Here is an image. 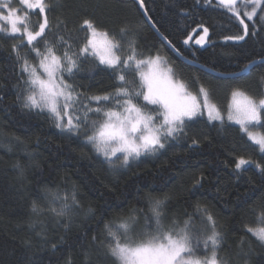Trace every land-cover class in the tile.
Here are the masks:
<instances>
[{
    "label": "snow or ice",
    "instance_id": "1",
    "mask_svg": "<svg viewBox=\"0 0 264 264\" xmlns=\"http://www.w3.org/2000/svg\"><path fill=\"white\" fill-rule=\"evenodd\" d=\"M135 3L145 19L126 20L118 30H109L101 29L92 18L69 27L67 21L54 15L60 7L58 0H0V38L18 41L11 45L7 62L9 75L17 81L13 87L21 110L46 116L60 134L90 147L96 158L114 171L130 168L143 157L163 155L182 140L190 139V148L198 146L208 137H198L193 128L205 117L213 128L217 127L214 122L221 129L238 125L242 138L264 154V131L251 130L264 129V74L259 77L256 94L239 86L231 90L225 116L210 84L198 76L185 79L182 70L161 55L159 48L145 46L142 35L145 27H150L184 56L177 44L161 32L160 21L154 19L146 0ZM165 3L167 6L170 0ZM188 8L216 13L226 18V27L240 30L224 35V41L248 38L261 46L260 59H250L231 78L251 76L254 66L264 65V0H193ZM193 23L202 31L196 45L211 43L210 28L214 31L215 25L203 17L193 19ZM191 38L184 39L183 44ZM97 70L106 72L110 83L93 92L91 85L81 81L85 76L94 79ZM3 104L4 96L0 95ZM16 127L23 125L17 121ZM14 139L23 142L18 136ZM231 163V174L237 178L249 170V165L264 177V164L250 157L232 155ZM31 166L37 169L31 178L35 181L31 211L68 230L83 209L77 186H69L67 177L57 182L52 173L45 176L38 163ZM15 167L22 184L29 180L24 165L18 162ZM173 180V176L161 178V186H153L148 192L137 188L138 206L125 210L123 204L116 205L120 211L107 222L105 217L113 213L112 206L106 207L99 219L88 208L96 220V229L89 227V231L103 225L102 234L92 236L95 264H106L108 260L113 264H233L232 256L226 254L224 225L210 204L198 198L194 203L188 201L180 215L171 211V203L179 197L164 189ZM205 184L215 188L217 203L227 207L230 201L220 195L222 191L227 194V187L221 188L219 181L213 183L204 172L194 178L191 195L197 196ZM251 212L259 226L244 224V233L264 246V202ZM245 243L241 238L239 254L244 264H249ZM56 247L52 245L54 251ZM65 264H72L71 259ZM84 264H93L90 256Z\"/></svg>",
    "mask_w": 264,
    "mask_h": 264
},
{
    "label": "trees",
    "instance_id": "2",
    "mask_svg": "<svg viewBox=\"0 0 264 264\" xmlns=\"http://www.w3.org/2000/svg\"><path fill=\"white\" fill-rule=\"evenodd\" d=\"M58 3L60 7L54 15L67 21L69 27L78 25L84 18H92L101 29L118 30L123 21L142 22L145 19L135 0H58ZM146 3L153 9L154 19L160 21L161 32L167 34L184 52V57L191 61L222 75H232L240 72L250 59H260L262 48L252 39L224 42V35L236 34L240 30L226 27V18L216 13L189 9L193 0H170L167 6L165 0H146ZM182 8L185 11H181ZM201 17L215 25L214 31L210 28L212 42L204 48L183 44V40L197 27L193 19L198 21ZM48 38L52 39L51 36ZM17 42L11 38H0V95L4 96V104L0 105V264H65L68 259L72 264H84L88 256L95 264L92 236L102 234L103 225L99 230L89 231V227L96 229V220L91 218L88 208L91 207L99 219L101 212L112 206L114 211L105 217L107 222L120 211L116 205L123 204L125 210L138 206L135 205L137 188L148 192L153 186L160 187L161 178L168 176H173L174 180L164 191L175 192L179 197L170 205L172 212L182 214L188 201L194 203L198 198L206 201L221 218L227 233L226 254L232 256L233 264H244L238 247L241 238L246 241L244 251L249 253V264H264V246L250 234L245 235L243 230L244 224L259 226L251 209L264 202V177L254 165H249V170L239 178L231 174L234 167L232 155H243L264 164V154L257 145L246 137L242 138L239 126L226 125L221 129L218 122H214L217 127L213 128L205 117L193 128L198 137H208L198 146L190 148L191 140H182L163 155L143 157L127 169L110 170L96 158L90 147L60 134L46 116L21 110L13 87L17 81L9 75L7 62L11 45ZM142 42L148 48L153 45L159 48L161 55L174 61L182 70L185 79L192 80L198 76L210 84L215 101L224 111L234 87L256 94L257 82L264 74V65L254 66L251 76L241 75L239 79L209 73L182 61L150 27H145ZM81 82L85 86L91 85L93 92L110 83L108 74L101 70H97L94 79L85 76ZM196 86L193 85L194 88ZM17 121L23 125L22 128L16 127ZM252 129L264 131L258 127ZM17 136L22 143L14 139ZM18 162L25 166L29 177L23 184L15 167ZM35 163L40 165L45 176L52 173L57 182L67 177L68 185L74 184L78 188L83 209L68 230L55 225L51 218L45 219L31 211L35 188V181L31 178L37 172L31 165ZM200 172L208 174L213 183L219 181L221 188L227 187V194L220 193L230 201L227 207L217 203L215 188L210 184H205L197 196L191 195L190 186ZM153 195L159 196L160 193ZM53 244L57 246L55 251ZM106 264H113V261L108 260Z\"/></svg>",
    "mask_w": 264,
    "mask_h": 264
},
{
    "label": "water",
    "instance_id": "3",
    "mask_svg": "<svg viewBox=\"0 0 264 264\" xmlns=\"http://www.w3.org/2000/svg\"><path fill=\"white\" fill-rule=\"evenodd\" d=\"M154 31V30H153ZM155 32V31H154ZM155 34L160 38V36H159V34L158 33H156L155 32ZM161 39V38H160ZM162 40V39H161ZM163 41V40H162ZM167 46H168V44H167V42L166 41H163ZM169 47V46H168ZM172 51H173V53L175 54V55H177L182 61H184V62H186V63H188V64H191V65H194V66H197V67H200L201 69H203V70H205V71H207V72H209V73H212V74H214V75H217V76H220V77H231L232 75H222V74H220V73H218V72H216V71H213V70H211V69H209V68H207V67H205V66H202V65H200V64H198V63H196V62H194V61H191V60H189V59H187L186 57H182V56H180V55H178L171 47H169ZM238 73H240V72H238ZM242 75V74H241Z\"/></svg>",
    "mask_w": 264,
    "mask_h": 264
},
{
    "label": "rangeland",
    "instance_id": "4",
    "mask_svg": "<svg viewBox=\"0 0 264 264\" xmlns=\"http://www.w3.org/2000/svg\"><path fill=\"white\" fill-rule=\"evenodd\" d=\"M201 34H202V31L197 30V27H196L194 30H192V32H191V34H190V36H191L192 38L189 40V43L187 44V46L195 45V46L202 47V48L208 46L210 43L205 44L204 46L196 45L195 40L198 39V38H199V35H201ZM223 41H224V40H223ZM224 42H240V41H224ZM226 110H227V109H226ZM226 110L224 111L225 116H226V114H227ZM237 126H238V125H237ZM251 130L254 131V132H260V131H258V130H253V129H251Z\"/></svg>",
    "mask_w": 264,
    "mask_h": 264
}]
</instances>
